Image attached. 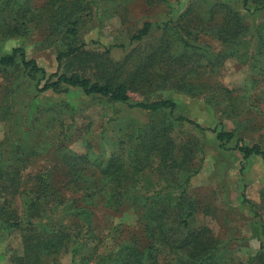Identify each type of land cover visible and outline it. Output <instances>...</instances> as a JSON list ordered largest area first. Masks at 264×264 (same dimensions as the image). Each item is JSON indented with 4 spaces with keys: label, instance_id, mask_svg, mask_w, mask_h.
Returning <instances> with one entry per match:
<instances>
[{
    "label": "rangeland",
    "instance_id": "obj_1",
    "mask_svg": "<svg viewBox=\"0 0 264 264\" xmlns=\"http://www.w3.org/2000/svg\"><path fill=\"white\" fill-rule=\"evenodd\" d=\"M83 1L86 7L81 14L79 43H86L83 49L95 55L92 61H78L80 71L103 80L107 66L127 79L135 67V58L127 59L129 53L133 52L135 57L139 53L164 56L155 70L179 74L177 81L169 86L163 79L154 78L153 83L143 88L131 89L133 99L173 98L185 115L203 126L213 128L222 124L227 129H235L237 136L248 144L256 143L264 149V14L247 13L244 28L233 30L235 35L228 37L220 32L221 13H217L214 25L203 19L210 10L208 0H168L158 4L145 0ZM46 2L33 0L32 4L43 7ZM185 13L205 22L207 29L197 31L199 37L192 39L202 49L179 47L174 42V30L165 33L159 28H154L142 41H133L132 36L146 21L177 20ZM29 25L31 30L27 37H0V56L23 46L28 57L35 58L48 73L56 71L62 34L57 30L52 33L51 23L46 19ZM21 74L17 70L0 69V156L2 154L6 161L15 159L23 168L25 192L15 198V205L19 211L23 210L26 191L32 188L37 174L46 172L59 186L68 182L66 194L77 197L82 206L89 200V196L83 195L87 194L82 187L86 183L74 182L65 173L68 166L61 161L63 148L88 155L87 172L94 171L99 176L97 162L106 160L113 152L126 163L130 161L128 139L155 116L110 100L83 105L82 101L89 98L77 89L61 94L50 91L37 94ZM59 98L71 101L76 110L74 120L61 112V106L56 103ZM198 140L203 150L193 159V168L197 171L188 182L197 208L190 218L191 224L211 229L222 250L219 264H264L261 250L264 158L254 155L244 160L238 149L222 147L212 131L198 133ZM97 192L103 196L101 191ZM46 196L43 204L47 203L44 207L50 210L56 197ZM101 201L105 204V200ZM93 209V229L82 255L92 259L102 256L108 245L105 240L119 234L115 225H119L125 235L142 236L141 218L128 205L107 204ZM23 232L0 227V264H21V256L25 255ZM99 239L100 248L95 247ZM44 254L43 264H70L72 245Z\"/></svg>",
    "mask_w": 264,
    "mask_h": 264
},
{
    "label": "trees",
    "instance_id": "obj_2",
    "mask_svg": "<svg viewBox=\"0 0 264 264\" xmlns=\"http://www.w3.org/2000/svg\"><path fill=\"white\" fill-rule=\"evenodd\" d=\"M145 1L158 4L168 0ZM32 2L0 0V37H27L31 30L30 23L46 19L51 23L52 33L57 30L63 36V41L59 43L62 47L57 55V69L48 73L35 58L28 57L25 47L17 46L0 56L1 70L21 71V77L30 82L37 94L46 91L61 94L77 89L89 98L82 101L83 105L110 100L129 109L152 113L155 117L146 126H140L136 135L128 139L130 161L126 163L113 152L106 160L97 162L99 176L94 171L87 172L85 163L90 160L88 155L63 148L61 161L68 166L65 173L74 182L86 183L82 187L87 194L83 195L89 196V200H85L82 206L78 204L77 197L66 194L68 182L59 186L49 173L42 172L35 177L32 188L26 191L22 200L23 210L19 211L15 198L25 192L23 168L13 158L4 160L1 154L0 227L24 231L25 255L21 256V264H43L41 257L45 256L44 253L51 254L70 245V264H219L222 250L211 229L205 225L195 227L190 222L197 208L195 199L189 193L188 182L197 171L193 168V159L197 152L203 150L198 133L212 131L222 147L238 149L244 160L254 155L264 158V149L256 143L248 144L244 138L237 136L235 129H227L222 124L213 128L203 126L185 115L181 105L173 98L133 99L130 90L143 88L153 83L154 78L163 79L169 86L177 81L179 74L155 70L158 69L156 64H160L164 56L139 53L135 57L133 52L129 53L127 59L135 58V67L127 79H123V74L118 70L107 69V66L103 80L86 75L85 70L82 72L78 69V61H92L95 54L83 49L86 43H79L83 20L81 14L86 7L84 1L47 0L43 7H34ZM207 4L210 10L203 19L210 20L214 25L217 13H221L223 22L219 26L220 32L228 37L235 35L236 29L244 28L247 13L264 14V0H208ZM203 19L185 13L177 20L158 23L146 21L132 39L142 41L154 28L162 29L165 33L174 30V42L179 47L202 49L192 39L199 37L197 31L207 29ZM107 50L110 52V49ZM56 103L61 106V112L69 114L70 119L74 120L76 110L71 101L59 98ZM160 116L163 119L160 120ZM180 130L183 131L178 132ZM230 143L233 144L228 146ZM97 190L103 196H99ZM51 194L56 199L49 210L44 207L47 203L43 202L45 196ZM101 200H105V204ZM107 204L132 208L141 218L143 233L141 237L125 235L124 230L115 225L119 234L106 239L108 245L105 253L92 259L81 253L93 229V208ZM100 244L101 239L95 247L100 248ZM261 250L264 253V243Z\"/></svg>",
    "mask_w": 264,
    "mask_h": 264
}]
</instances>
